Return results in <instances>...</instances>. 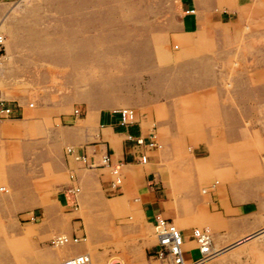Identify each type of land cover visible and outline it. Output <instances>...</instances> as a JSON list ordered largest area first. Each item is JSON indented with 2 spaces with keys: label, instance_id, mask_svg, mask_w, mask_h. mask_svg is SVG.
Instances as JSON below:
<instances>
[{
  "label": "rangeland",
  "instance_id": "1",
  "mask_svg": "<svg viewBox=\"0 0 264 264\" xmlns=\"http://www.w3.org/2000/svg\"><path fill=\"white\" fill-rule=\"evenodd\" d=\"M232 5L215 3L218 10ZM237 10V24L224 35L182 32L179 0H14L2 6L0 98L11 109L17 104L41 115L27 133L0 134V264H32L82 242L92 264H162L153 256L151 218L133 196L115 205L102 201V218L86 227V239L77 233V242L54 247L50 238L63 232L39 224V198L54 202L66 181L53 164L60 159L53 126L60 115L75 116L74 109L80 118L88 104L130 108L145 125L160 127L152 131L165 137L156 149L166 153L160 180L182 210L179 220L189 221L184 235L207 227L214 254L260 225L264 0ZM233 122L241 127L235 137L228 135ZM194 141L206 142V157H192ZM56 213L71 216L62 207ZM72 216L83 217L81 207ZM26 224L35 230L26 234ZM262 237L235 249L264 246ZM225 255L207 264H221L231 254ZM262 262L241 255L226 264Z\"/></svg>",
  "mask_w": 264,
  "mask_h": 264
},
{
  "label": "crops",
  "instance_id": "2",
  "mask_svg": "<svg viewBox=\"0 0 264 264\" xmlns=\"http://www.w3.org/2000/svg\"><path fill=\"white\" fill-rule=\"evenodd\" d=\"M13 1L0 0V11L4 4ZM216 1L179 0L182 32L204 31L208 34L214 32L215 34H224L227 31L230 34L233 26L238 22L237 8L247 4L250 0H234V7L233 5L232 7L222 6L221 10L215 7ZM215 27H217L216 30ZM261 70L262 68L259 72L260 75L263 72ZM119 108L88 104L83 108L80 118H78L79 116L64 114L57 117L58 121L54 124L51 135L52 144L58 149L60 159L53 162V164L56 165L57 171L66 173V181L61 184L58 198H55L54 202L44 203L43 199L39 198L36 211L40 213L41 218L43 217L39 224L42 226L48 224L47 227H54L53 230L63 232L62 234L74 238H78L77 233H80L79 239H86V227L95 226L98 220L102 218V201H112L115 205L120 202L119 199L122 197H127L128 202V197L131 199V196H133V202L151 218V221L155 215H160L173 221L177 225L176 227H180L179 230L184 241L183 246L186 247L185 249L182 248L183 257L185 251L190 250L191 257L188 260L193 259L194 264L213 262L224 252H226V255H231L227 258L224 257L221 264H226L229 258L238 259L241 255L249 256L255 262H262V260L264 262V246L258 245V247L249 251L235 249L238 244L254 241L257 239L256 235L264 233V217L260 218L258 221L260 225L253 228L251 232L246 233L243 237L225 247L218 250L213 249V252L219 253L216 256L206 259L207 261L204 260V263L199 260L198 250L190 234L184 235L183 230H187L189 221L179 220L182 219V210L172 205V199L168 197L169 189L160 180V178L166 177V172L160 167L166 153L161 154L156 150L158 148L148 144L150 143V133L152 131L158 132L157 130L160 127L158 128L156 124L145 125V122L142 123L135 110H133L134 121L122 123L116 112ZM12 109V117L0 119V134L27 133V130L31 129L32 126H37L38 115L40 117L41 112H35L34 110L32 112L17 104ZM6 120L11 122H5ZM239 128L241 129L238 123L233 122L228 127V135L235 137L236 134H239ZM157 137L156 135V139ZM138 138H141L142 143L137 144L135 142ZM158 138L157 142L161 145L165 137L159 134ZM193 144L195 146L190 148L193 158H202L208 155L206 142L194 141ZM66 147H70L76 155L83 156L84 161L76 160L71 154L66 153ZM42 153L40 154L42 155ZM103 154L108 157L107 164L101 160ZM140 155L146 157L144 163L139 162ZM111 165H117L120 168L121 180L115 187L110 185L112 178L109 166ZM74 186L78 188V192L71 196L70 193H67V189ZM1 190L4 191L5 189L0 188ZM72 203H75L76 206H71ZM60 207L64 208L66 214L71 216H67L68 218L59 217L56 211ZM79 207L82 209L83 217L72 216L73 212L78 210ZM63 220L67 222V226L59 225V221L64 222ZM32 227L30 224L22 226V228H25L26 234L35 230ZM59 236L64 235L59 234ZM68 242L70 243L69 239ZM65 246L60 247L59 250L53 253H48L43 258L34 259L32 264H57L78 253L91 255L89 248L83 242L73 245L71 248ZM194 252L196 254L192 255ZM117 263L116 261L114 264Z\"/></svg>",
  "mask_w": 264,
  "mask_h": 264
},
{
  "label": "built area",
  "instance_id": "3",
  "mask_svg": "<svg viewBox=\"0 0 264 264\" xmlns=\"http://www.w3.org/2000/svg\"><path fill=\"white\" fill-rule=\"evenodd\" d=\"M2 36L0 35V47L2 46ZM119 115L120 121L122 123H130L134 121V111L130 108H119L116 110ZM73 114L77 116L79 114V110L74 109ZM12 117V109L11 107L0 98V118H10ZM137 144L142 143L141 138L135 140ZM149 145L160 148V144L156 141V135L154 133H150V143ZM66 153H69L73 156L74 159L84 161L83 156L76 155L73 153L72 149L69 147L66 148ZM145 156H139V162H145ZM102 162L108 163V157L106 154L102 155ZM109 171L111 174L110 185L112 187L117 186L121 180L120 168L117 165L109 166ZM78 192L77 187H71L67 189V193H70L71 196H74ZM74 202V201H72ZM71 206H76L75 203H72ZM152 232L155 236V248L153 250V256L162 261V264H194L192 260H184L182 255V244L183 237L173 222L171 220L165 219L160 215H155L152 220ZM64 235V234H63ZM59 236L53 235L49 242L52 246L57 247L60 244L66 242V240L73 242L77 241V238L71 236ZM190 237L194 242L195 246L198 247L199 250V260L208 256L210 251L211 244V235L208 231L207 227L202 228H194L191 231ZM58 264H92L90 257L86 253H78L72 255L65 259L64 261Z\"/></svg>",
  "mask_w": 264,
  "mask_h": 264
},
{
  "label": "bare ground",
  "instance_id": "4",
  "mask_svg": "<svg viewBox=\"0 0 264 264\" xmlns=\"http://www.w3.org/2000/svg\"><path fill=\"white\" fill-rule=\"evenodd\" d=\"M2 43H3V39H2ZM8 119V118H7ZM173 222V221H172ZM173 224L175 225V223L173 222ZM175 227H176V225H175ZM177 228V227H176ZM178 229V228H177ZM179 230V229H178ZM209 231V230H208ZM210 232V231H209ZM262 234V233H261ZM261 234L260 235H256L255 237L256 238H258V237H260L261 236ZM246 238V237H245ZM244 238V239H245ZM253 238V237H252ZM262 239H264V237H262ZM247 241V240H246ZM253 241V240H252ZM255 241V240H254ZM264 241V240H263ZM64 243H67V240H66V242H64ZM243 243H245V242H243ZM63 244V243H62ZM61 245V244H60ZM183 245H184V241H183V244H182V248H183ZM233 246V245H232ZM197 248V250H198V247H196ZM210 251H209V253H208V256L207 257H205V258H203V259H201V262H203L204 260H206V259H211L213 256H216L217 254H219V253H214V254H212V245L210 244ZM198 253H199V250H198ZM182 255H183V252H182ZM91 259V258H90ZM207 261V260H206ZM92 262V261H91ZM114 263H116V261H113V260H111L108 264H114ZM204 263V262H203ZM201 264V263H200Z\"/></svg>",
  "mask_w": 264,
  "mask_h": 264
}]
</instances>
